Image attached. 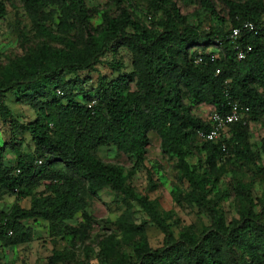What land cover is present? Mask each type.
<instances>
[{
    "label": "trees",
    "instance_id": "trees-1",
    "mask_svg": "<svg viewBox=\"0 0 264 264\" xmlns=\"http://www.w3.org/2000/svg\"><path fill=\"white\" fill-rule=\"evenodd\" d=\"M198 1L213 21L208 31L201 23L189 24L173 0H147L140 11L153 18L150 25L133 12L131 0H113V13L91 10L85 0H21L28 31L37 40L25 55L0 66V120L11 134L8 146L0 142V198L4 193L15 197L9 209L0 210V258L6 247L32 239L25 225L29 220L44 221L53 243L69 239L73 244L74 238L84 243L93 220L86 211L89 198L107 188L124 209L112 223L116 233L98 242L94 256L83 246V264L92 257L97 264H264V192L254 197L255 180L246 181L243 174V168H250L264 182V137L256 146L248 127L264 118V2L221 0L225 19L211 0ZM5 12V0H0V16ZM95 13L101 14L98 27L90 22ZM244 21L254 29L231 39L225 24ZM73 29L76 38L68 35ZM28 31L19 29L20 37L26 39ZM247 46L251 50L237 58L236 47ZM121 47L131 53L126 72L117 59ZM208 47L218 49L219 57L211 60ZM107 54L117 75L98 74L87 90L79 72L95 69ZM9 93L30 106L32 119H16L6 102ZM235 101L249 111L244 121L230 124L229 137L199 139L197 131L206 130L209 121L192 109L206 104L224 113ZM150 132L174 161L182 185L174 186L173 202L208 217L200 230L188 225L174 232L171 211H160L131 184L135 167L125 170L96 154L99 147L113 146L143 164ZM26 135L33 146L24 152ZM7 149L15 155L14 164L4 160ZM227 172L231 176L222 182ZM146 173L148 189H155L152 171ZM25 198L28 207L19 204ZM229 199L235 207L231 217L225 206ZM79 212L82 221L71 224ZM140 213L147 219L137 222ZM147 222L163 234L161 245L149 244ZM71 249H53L48 263L71 264Z\"/></svg>",
    "mask_w": 264,
    "mask_h": 264
},
{
    "label": "rangeland",
    "instance_id": "rangeland-1",
    "mask_svg": "<svg viewBox=\"0 0 264 264\" xmlns=\"http://www.w3.org/2000/svg\"><path fill=\"white\" fill-rule=\"evenodd\" d=\"M179 7L180 12L187 17L189 24L196 25L201 23L202 28L209 30L212 25V19L200 8L198 0H173ZM217 12L227 19V9L221 0H211ZM86 5L91 10L97 9L107 10L111 13L115 11L113 0H85ZM132 10L138 14L142 21L146 24L152 22L150 19L142 15V9L146 7L147 0H131ZM264 2V0H263ZM6 12L0 16V66L9 62V60L25 55L30 47L36 44V38L33 36L30 29L29 19L21 6V0H5ZM141 10V11H140ZM90 22L94 27H98L102 23L101 14L95 13ZM226 29L231 27L229 23L225 24ZM24 28L27 32L26 39L20 37L19 29ZM77 28V27H76ZM75 28V29H76ZM73 29L68 33L73 38L77 37L76 31ZM196 50V47H193ZM207 51H212L215 57H219V50L214 47H208ZM29 52V51H28ZM117 59L122 63V71L126 72L131 69V53L124 47L119 48ZM116 59V60H117ZM102 61L95 66V69L79 72V77L85 79L86 89L95 86L98 74H103L109 78H114L117 72L111 69L107 62H111V54L105 55ZM6 102L10 107L13 115L19 122H25L34 117V112L29 105L25 103H18L14 95L9 93ZM214 110L213 106L201 104L192 109V112L199 116L204 121H209L211 112ZM250 141L256 146H260V141L264 137V118L262 123L251 122L248 124ZM151 143L147 148L146 159L143 164H135L133 157L117 151L113 146L99 147L96 151L97 156L106 161L119 164L125 168L130 169L135 167L134 174L131 176V184L142 194H147L150 199L156 202L160 211H171V219L175 221L176 225L173 227L174 232L178 231L179 227L193 225L197 230H200L203 224H208V217L204 213L197 212L195 207H181L176 205L171 196L174 186H182L177 180L176 171L173 167V160L164 155L159 147V138L153 132L149 133ZM11 141L10 130L7 125L0 120V142H5L7 146ZM31 146V147H30ZM33 146L29 136H25L22 145L24 152L29 151ZM262 162L264 163V153L260 154ZM4 160L7 164H14L15 155L9 149L6 150ZM152 171V180L155 182V189H148V176L146 170ZM252 169L243 168L245 180L250 178L255 180L252 187V195L259 196L264 192V182L259 178L252 176ZM231 173L227 172L222 177L230 178ZM41 187L36 189L40 191ZM15 202L13 194L4 193L0 198V210L5 211ZM22 207L29 206V198L19 200ZM228 217L235 214V207L232 200L225 202ZM124 209L122 203L113 201V193L111 190L105 188L99 192L98 198H89L86 211L92 217V222L86 232L84 243L79 238H74L73 244L69 239L57 240L53 243L47 233L46 223L42 220L25 221V225L32 229V239L26 243L16 246L6 247L2 254L0 264H50L48 259L52 254L53 249L63 250L71 247L74 252V261L71 264L86 263L87 257L84 254V245H88L92 251L88 254L94 256L98 250V242L110 233H116V228L112 224L117 216ZM141 219H147L142 213L137 215V222ZM82 221L81 212L77 213L71 220V224L78 225ZM146 235L148 242L152 247L161 245L163 234L152 223H146ZM97 260L92 257L88 264H97ZM62 264V263H59Z\"/></svg>",
    "mask_w": 264,
    "mask_h": 264
},
{
    "label": "built area",
    "instance_id": "built-area-1",
    "mask_svg": "<svg viewBox=\"0 0 264 264\" xmlns=\"http://www.w3.org/2000/svg\"><path fill=\"white\" fill-rule=\"evenodd\" d=\"M254 29L253 23L249 21L242 22L239 26H232L230 27L229 37L231 39L237 38L242 30H252ZM237 49V58L241 59L244 58L246 52L251 50L250 46H247L245 49ZM215 58L213 54L211 56V60ZM200 57L196 59V62L200 61ZM60 91H57L59 93ZM94 101H92L88 106L92 105ZM229 111L220 113L216 110H213L209 117V127L206 130H198L197 137L204 141H216L219 139H224L229 137L230 132V124L239 121L245 120L247 113L249 111L248 106H244L239 104L238 102H231L229 103ZM40 163V160L38 161ZM11 233V232H9ZM1 261V260H0Z\"/></svg>",
    "mask_w": 264,
    "mask_h": 264
},
{
    "label": "crops",
    "instance_id": "crops-1",
    "mask_svg": "<svg viewBox=\"0 0 264 264\" xmlns=\"http://www.w3.org/2000/svg\"><path fill=\"white\" fill-rule=\"evenodd\" d=\"M11 247V246H10ZM0 252H1V247H0ZM1 258H2V256H1ZM1 258H0V260H1Z\"/></svg>",
    "mask_w": 264,
    "mask_h": 264
}]
</instances>
